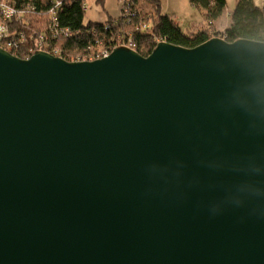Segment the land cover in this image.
I'll use <instances>...</instances> for the list:
<instances>
[{"label":"water","instance_id":"1","mask_svg":"<svg viewBox=\"0 0 264 264\" xmlns=\"http://www.w3.org/2000/svg\"><path fill=\"white\" fill-rule=\"evenodd\" d=\"M0 264H264V42L0 48Z\"/></svg>","mask_w":264,"mask_h":264},{"label":"trees","instance_id":"2","mask_svg":"<svg viewBox=\"0 0 264 264\" xmlns=\"http://www.w3.org/2000/svg\"><path fill=\"white\" fill-rule=\"evenodd\" d=\"M7 8L13 10L10 18H4L0 10V23L14 40L23 34L24 41L10 53L20 59L32 55L39 36L50 47H57L60 55L67 60L88 54L89 48L102 44L105 49L130 39L135 44V51L148 56L157 43L164 41L184 48L196 47L212 38L218 37L226 42L248 39L264 42V0L261 7L253 0H236L230 14V23L222 29L214 21L222 14L225 0H189L195 8L203 11V23L190 25L182 29L173 15L161 11L159 0H124L122 13L117 18L110 17L105 22H84V0H62L57 11V33L50 31L47 13L51 7L50 0H0ZM127 7L128 11L124 10ZM67 30V36L59 33ZM119 37H122L119 39Z\"/></svg>","mask_w":264,"mask_h":264},{"label":"rangeland","instance_id":"3","mask_svg":"<svg viewBox=\"0 0 264 264\" xmlns=\"http://www.w3.org/2000/svg\"><path fill=\"white\" fill-rule=\"evenodd\" d=\"M124 0H84V22H99L100 17L106 14L120 16ZM162 12L173 15V18L184 30L190 25L203 23V11L195 8L189 0H159ZM236 0H225V8L222 14L214 21L218 29H222L230 23V14L233 11ZM253 3L261 7L263 0H253ZM108 11V13H106ZM109 17V16H108ZM122 37H119L121 39ZM100 50V48H96Z\"/></svg>","mask_w":264,"mask_h":264},{"label":"built area","instance_id":"4","mask_svg":"<svg viewBox=\"0 0 264 264\" xmlns=\"http://www.w3.org/2000/svg\"><path fill=\"white\" fill-rule=\"evenodd\" d=\"M50 1H51V7L48 10L47 18L50 22V26L54 25L53 28L50 27V29H52L50 32L54 33L55 35L57 33V29L55 28L57 27V20H56L57 11L60 9L62 0H50ZM125 8L126 9L124 11L127 12L128 9L127 7ZM0 10H1L2 17H4L5 19L12 17V15L14 14L13 10L7 8L2 2H0ZM0 27L3 28V31H0V48L10 53L12 49L18 47V43H22L24 41V36L23 34H19L16 39L11 40L9 38L11 34L9 33L8 29L5 26H3L1 23H0ZM59 33L65 36L69 34V32L64 29H60ZM44 40H46L44 36H39L37 47H35V49L33 50H30V52H32V55L35 54L36 52H46L55 57H59L65 61L82 62V61H93V60L104 58L108 56L114 48L121 47V46L127 47L135 51V44L130 39H128L125 42H122L121 44L116 45L113 48H108V49H105L104 46L99 43L96 48H100V50H97L96 48H93V49L89 48L88 54H86L85 56H77L76 58H71V60H67L66 58H64L65 56L60 55L57 47H53V48L50 47L48 42L45 43L46 50H44V48L41 47V43H40V42L43 43Z\"/></svg>","mask_w":264,"mask_h":264},{"label":"crops","instance_id":"5","mask_svg":"<svg viewBox=\"0 0 264 264\" xmlns=\"http://www.w3.org/2000/svg\"><path fill=\"white\" fill-rule=\"evenodd\" d=\"M106 13H108V11H106ZM165 13V12H164ZM109 16V17H108ZM110 17H112V18H117L116 16H111V15H109V14H106L104 17L102 16V17H100L99 18V22H105L107 19H109ZM119 17V16H118ZM218 28V27H217Z\"/></svg>","mask_w":264,"mask_h":264},{"label":"clouds","instance_id":"6","mask_svg":"<svg viewBox=\"0 0 264 264\" xmlns=\"http://www.w3.org/2000/svg\"><path fill=\"white\" fill-rule=\"evenodd\" d=\"M0 31H3V28L2 27H0Z\"/></svg>","mask_w":264,"mask_h":264}]
</instances>
